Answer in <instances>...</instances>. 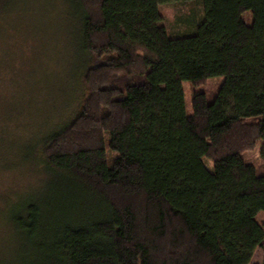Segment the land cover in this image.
Here are the masks:
<instances>
[{
  "label": "trees",
  "instance_id": "1",
  "mask_svg": "<svg viewBox=\"0 0 264 264\" xmlns=\"http://www.w3.org/2000/svg\"><path fill=\"white\" fill-rule=\"evenodd\" d=\"M64 1L87 94L39 141L41 188L13 205L22 241L0 264H248L264 247V170L242 157L258 142L264 158V0H199L178 36L159 5L190 0ZM216 77L187 114L181 82Z\"/></svg>",
  "mask_w": 264,
  "mask_h": 264
},
{
  "label": "rangeland",
  "instance_id": "2",
  "mask_svg": "<svg viewBox=\"0 0 264 264\" xmlns=\"http://www.w3.org/2000/svg\"><path fill=\"white\" fill-rule=\"evenodd\" d=\"M22 2L0 6V256L7 258L22 241L10 221L11 209L41 188L39 141L75 116L87 94L82 76L88 59L77 8L64 0ZM159 11L169 35L178 36L194 30L202 7L190 0L161 4ZM242 16L251 23L250 11ZM220 79L196 86L181 82L187 114L191 96L212 93ZM242 157L264 170L258 142ZM248 264H264V247L254 250Z\"/></svg>",
  "mask_w": 264,
  "mask_h": 264
}]
</instances>
